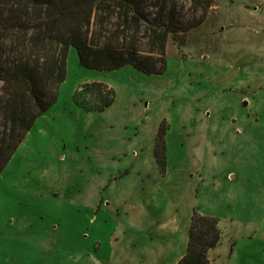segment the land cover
<instances>
[{"label":"rangeland","instance_id":"rangeland-1","mask_svg":"<svg viewBox=\"0 0 264 264\" xmlns=\"http://www.w3.org/2000/svg\"><path fill=\"white\" fill-rule=\"evenodd\" d=\"M90 82L114 92L102 111L74 99ZM193 210L219 221L211 264H264V0H214L160 74L86 68L71 47L0 173V264H164Z\"/></svg>","mask_w":264,"mask_h":264},{"label":"trees","instance_id":"trees-1","mask_svg":"<svg viewBox=\"0 0 264 264\" xmlns=\"http://www.w3.org/2000/svg\"><path fill=\"white\" fill-rule=\"evenodd\" d=\"M0 0V173L36 119L56 101L67 75L71 47L80 65L115 70L125 65L160 74L166 46L181 45L214 0ZM78 105L98 112L114 92L102 82L82 85ZM165 126L154 156L165 164ZM221 240L218 219L193 210L184 254L175 264H209L208 251Z\"/></svg>","mask_w":264,"mask_h":264},{"label":"crops","instance_id":"crops-1","mask_svg":"<svg viewBox=\"0 0 264 264\" xmlns=\"http://www.w3.org/2000/svg\"><path fill=\"white\" fill-rule=\"evenodd\" d=\"M218 223H219V221H218ZM218 227H219V224H218ZM185 244L187 245V237H186ZM186 245L184 246L185 248L181 249L180 250L181 252H179V254H177V255L168 253L166 255L167 256L166 260H162V262H164V264H175L181 258V256L184 254V252H185L184 249H186ZM224 248L225 247L223 245V241L220 240L219 244L215 248L210 249L208 251L209 264H211L212 261L214 262L216 259H219L220 257H222ZM165 254H166L165 251H161V254L159 255L158 258L164 259Z\"/></svg>","mask_w":264,"mask_h":264}]
</instances>
